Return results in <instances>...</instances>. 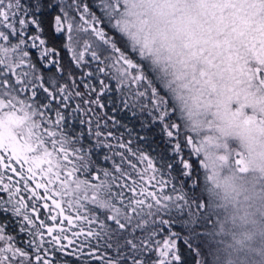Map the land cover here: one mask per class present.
<instances>
[{"label":"snow or ice","instance_id":"snow-or-ice-1","mask_svg":"<svg viewBox=\"0 0 264 264\" xmlns=\"http://www.w3.org/2000/svg\"><path fill=\"white\" fill-rule=\"evenodd\" d=\"M123 7L0 0V264H205L203 141Z\"/></svg>","mask_w":264,"mask_h":264},{"label":"clouds","instance_id":"clouds-1","mask_svg":"<svg viewBox=\"0 0 264 264\" xmlns=\"http://www.w3.org/2000/svg\"><path fill=\"white\" fill-rule=\"evenodd\" d=\"M122 3L126 35L203 141L202 191L219 216L205 264H264V0ZM237 152L242 166L222 163Z\"/></svg>","mask_w":264,"mask_h":264},{"label":"trees","instance_id":"trees-1","mask_svg":"<svg viewBox=\"0 0 264 264\" xmlns=\"http://www.w3.org/2000/svg\"><path fill=\"white\" fill-rule=\"evenodd\" d=\"M109 96L112 97L116 101V107L113 109V106L111 104L108 105L107 111L110 116L115 117L116 119H119L122 123H126L129 125V127H134L136 131H139V121L135 118L131 117L129 110H126L122 107V104L119 100V94L116 92L109 93ZM107 99V97H105ZM77 127H82L77 125ZM123 131V129H121ZM219 216L213 211V221L211 222L209 228L207 229L206 233V243L210 240H212L214 237H217L219 234L217 232L213 231V226L218 223ZM218 243H222L218 241ZM214 256V254L210 253ZM214 259H218V257L214 256Z\"/></svg>","mask_w":264,"mask_h":264}]
</instances>
